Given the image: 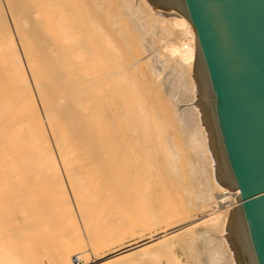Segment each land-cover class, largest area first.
I'll return each mask as SVG.
<instances>
[{
    "label": "bare ground",
    "instance_id": "1",
    "mask_svg": "<svg viewBox=\"0 0 264 264\" xmlns=\"http://www.w3.org/2000/svg\"><path fill=\"white\" fill-rule=\"evenodd\" d=\"M194 55L188 19L148 0H0V264H74L78 253L83 264H162V254L168 264H236L225 227L239 190L215 178ZM137 187L163 199L139 223L149 234L138 228L140 238L99 255L121 237L113 203ZM73 205L113 237L83 244L69 226L49 259L35 257L30 236L56 220L78 224Z\"/></svg>",
    "mask_w": 264,
    "mask_h": 264
},
{
    "label": "water",
    "instance_id": "2",
    "mask_svg": "<svg viewBox=\"0 0 264 264\" xmlns=\"http://www.w3.org/2000/svg\"><path fill=\"white\" fill-rule=\"evenodd\" d=\"M195 32L196 104L217 182L239 190L225 236L236 264H264V0H148Z\"/></svg>",
    "mask_w": 264,
    "mask_h": 264
},
{
    "label": "rangeland",
    "instance_id": "3",
    "mask_svg": "<svg viewBox=\"0 0 264 264\" xmlns=\"http://www.w3.org/2000/svg\"><path fill=\"white\" fill-rule=\"evenodd\" d=\"M159 35V31H157L156 32V35ZM144 44H147V43H144ZM148 47V46H147ZM150 48L148 47L147 48V50H149ZM149 51H147V53H148ZM166 70V71H165ZM173 74H174V70H173V63L167 68L166 67V69H164V72H162V75H161V78H160V86H161V90L163 91V94L165 95V97H168V96H170L171 95V91L173 92V82H174V76H173ZM160 76V75H159ZM158 76V77H159ZM163 76V77H162ZM166 77V78H165ZM164 78V79H163ZM171 79V80H170ZM164 80V81H163ZM171 81V82H170ZM164 82V83H163ZM163 83V84H162ZM162 84V85H161ZM168 85V86H167ZM168 87V88H167ZM169 89V90H168ZM171 89V90H170ZM166 90V91H165ZM168 90V91H167ZM165 92V93H164ZM150 189V191L152 192V196H150L151 195V192L149 191V189ZM147 189H148V191L149 192H147V190L146 189H144L143 190V187H137V188H133V190H131L130 191V194H131V196H132V198H130L131 200H130V202H128L129 201V199H125L124 200V202H123V204H124V206H120V207H117L116 208V206L115 205H119L120 203H113V209H117V210H114V214H112V212H113V210H111V212H109L110 214H112L113 216L114 215H116L115 217H117V216H121L120 217V219L118 220L119 222L117 223V221H116V223H114V224H116L115 226H117L118 228V230H120V233H118L117 234V236L119 235V236H121V237H123L124 235H125V238H123V240H121L120 241V238L121 237H119L118 238V240H115V241H113V245L112 244H110V245H108L106 248H102V249H100L98 252H99V255H102V254H106L107 252H109L110 250H112V249H116L118 246H120V244H126V243H129V242H132V241H134V240H137V238H140V236L141 235H148L149 234V228L147 227V226H143V225H139V223L141 222V221H143V220H147L148 219V215H147V213H148V211L150 210V212H156L157 213V211H158V209H156L157 208V206H158V203L160 204V207H162L161 205H163V203H162V201H163V199L161 200V202H160V200H159V196L157 195V191H158V194L159 193H162V192H160L159 190H160V188H159V190H158V187L156 186V192L154 191V189H155V187H148ZM143 190V191H142ZM154 191V192H153ZM147 192V193H146ZM39 193L40 194H43L44 196H46L47 194H49V192H48V190H46L45 188H43V189H39ZM150 195H149V194ZM154 193H156V195L154 194ZM146 194H148V195H146ZM154 195V196H153ZM161 195L163 196V194H160V197H161ZM148 196H150L149 198H148ZM158 196V197H157ZM153 197H155V201L152 199ZM156 197H157V199H156ZM148 198V199H147ZM161 198H163V197H161ZM160 198V199H161ZM150 199V200H149ZM152 199V200H151ZM156 200L158 201V202H156ZM154 201V202H153ZM128 204H127V203ZM156 202V203H155ZM110 204H112V203H110ZM156 204H157V206H156ZM125 205H127V206H129V207H127L126 206V209L124 208L125 207ZM155 205V206H154ZM12 207H13V209H15V212H19L20 211V208H19V206L17 205V203L15 202V200L13 201V203H12ZM79 207V206H78ZM153 207V208H152ZM112 208V207H111ZM118 208H120L121 210V212H119V210H118ZM157 210V211H155V209ZM154 209V210H153ZM72 210L76 213V211H77V206L75 205H73V208H72ZM115 211H117V212H119V213H115ZM110 214H108V215H110ZM76 215H77V219H78V224H70V225H67V224H64V223H62V222H59L58 220H56L55 222H53L52 224H51V227H48L50 230V232L48 233V234H45V233H40V232H38V233H34V234H32L30 237H31V239L29 240V241H27V243H28V245H31V246H33L34 247V254H35V257H37V258H39V257H44L46 260L47 259H49V255L48 254H50V252H52L53 250H54V246H55V244L58 242V238L61 240L62 238L66 241L67 240V238L65 237L66 236V234H65V230H67V228L70 226V227H72V228H74V231L76 232V233H78V235L80 236V239H81V241H82V243L83 244H87L88 243V241L90 240V238L92 237V238H94L95 237V235L96 236H100L101 235V237H103V235H104V237L105 236H109V237H113V234H109L108 235V233H106L104 230H102L104 227H103V224H104V222H100V224L98 223L97 225H93V227H90L84 220H81V219H79V217H78V214L76 213ZM123 221H126L127 223H125V224H123ZM122 222V223H121ZM55 223V224H54ZM113 225V224H112ZM114 226V227H115ZM204 225H200L199 226V232H202L201 231V228L203 227ZM119 227H123V229H119ZM146 227V228H145ZM92 228H93V231H92ZM116 228V227H115ZM132 229V233L133 234H131V235H129V232H121V230L123 231V230H127V229ZM141 229L142 231H144L143 232V234L141 233V235H139V234H137V233H139L137 230H139V229ZM136 230V232H135V230ZM198 229V228H197ZM140 230V231H141ZM149 230V231H148ZM65 234V235H64ZM126 234H128V235H126ZM138 235V236H137ZM46 236H48V238H51L52 237V239H47V237ZM128 236V237H127ZM182 237H183V235H182ZM181 237V238H182ZM91 238V239H92ZM47 239V240H46ZM122 239V238H121ZM203 239V240H202ZM202 241H204V243H206V241H205V238H200V241L197 243V246H198V244H200V246H199V249L202 251H204V249H205V247H206V245H204V243L202 242ZM21 242L22 241H17V243L19 244L16 248H15V251L17 252V253H21V252H23L24 251V249H23V247L21 246ZM39 244H42L43 246H39ZM88 245H86L85 246V248L87 247ZM200 247H203L202 249L200 248ZM174 251L177 253V255H179V257L183 260V261H185V260H187V255L184 253V252H182L178 247L177 248H175L174 249ZM203 251H202V254H203ZM79 256H81V254L80 253H78L76 256H74V257H72L73 258V262H74V264H83L84 263V260H83V258H80V259H78L77 260V257H79ZM186 257V258H185ZM165 256L162 254L161 256H160V262L162 263V264H168V262H167V258H166V260H165ZM202 258H205V255H203L202 256ZM203 260H205V259H203ZM165 262V263H164ZM144 264H155V262H145ZM157 264V263H156ZM170 264V263H169ZM172 264V263H171Z\"/></svg>",
    "mask_w": 264,
    "mask_h": 264
}]
</instances>
